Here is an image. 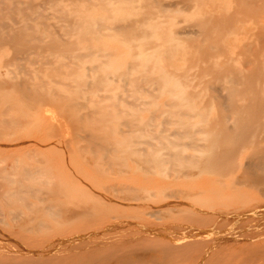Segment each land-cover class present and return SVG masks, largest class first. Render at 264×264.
I'll return each mask as SVG.
<instances>
[{
    "label": "bare ground",
    "instance_id": "6f19581e",
    "mask_svg": "<svg viewBox=\"0 0 264 264\" xmlns=\"http://www.w3.org/2000/svg\"><path fill=\"white\" fill-rule=\"evenodd\" d=\"M71 1L73 16L59 9L56 0L49 1L50 7L56 13L64 15L59 19L61 25L56 26L60 33L55 35L46 24L45 17L24 16L23 9L19 7L21 0H10L6 5V12L0 10V47L8 45L14 55L26 56L37 49L38 55L46 54L53 62L68 59L70 64L55 69L58 72L66 71L65 74L71 80L68 87L73 90L67 96L56 94L55 91L50 93L46 90L51 85L49 82L14 81L6 79L1 72L0 88L8 85L19 89L28 98L41 102L43 100V103L46 99H54L62 103L61 107H65V112L62 109V113H66L65 117H70L75 127L71 125L78 132V140H86V146L96 152L102 150L108 153L112 150L109 146H117V143L107 145L106 141L109 139H104V134L107 138L115 133L124 136L123 138L127 136L139 139L149 136L152 139L151 132L154 133V129L159 128L157 126L162 127L164 124L165 128L156 130V135L160 134L158 136L162 138L161 134L171 129L169 124H177L178 127L172 129L175 132V141L169 140L167 137L170 136L167 135V143H158L161 144V149L147 143L151 149L146 152L147 156L143 153L147 158L144 161L146 165L162 166L166 177H169L168 170H171L176 178H188L197 169L219 174L220 177L237 169L240 172L237 180L241 185L246 183V186L249 184L264 188V0H183L185 8L183 6L177 9L161 4L158 0ZM26 8L35 11L32 4ZM3 18L9 19L12 24L3 22ZM179 19L185 24L182 29L177 27V23L181 22ZM76 23H81L86 28L87 41L99 38L121 39L126 41L127 51L120 54L121 58H117L116 53L109 49H80V42L74 38ZM224 35L231 37L232 41L239 42L245 36L252 40L242 46L244 52L253 56V60L244 63L245 67L249 65L246 69L232 67L229 57L221 61L222 52L227 46L223 43ZM86 61H94L95 64L85 72L83 64ZM117 62L120 65L116 68L107 66ZM2 63L5 64L6 61L3 60ZM13 65L8 63L7 66ZM102 67L108 70L101 72ZM113 80L121 84L127 92L125 95L122 94L124 91H117L111 86ZM212 102L217 103V109L220 110L219 116L216 113L220 123L215 127L205 123L211 117L214 119L212 113L215 104ZM121 106L128 107L129 110L119 109ZM86 107L89 109L86 110ZM110 107L117 109L115 114ZM144 110L148 111V115L143 123H139L138 116ZM117 116L123 118L122 124L126 125L127 130H115L107 125L108 120ZM12 123L13 120H0V125L4 128L7 126V129ZM18 123L14 122L17 126L21 125ZM198 123L205 124L198 126ZM23 124L25 123L22 126ZM211 128L214 131L203 134V140L196 137L200 130ZM101 139L105 143H101ZM105 144L107 146H103ZM142 144L145 146L144 142ZM122 145V154L139 153V150L132 148L137 145L133 140ZM245 146H249L250 151L243 154L238 163H234L233 158L237 156L238 149ZM187 151L190 153L186 154ZM103 156L105 159L106 155ZM170 161L177 164L178 169L174 165L176 170L170 167ZM34 174L36 173L29 170L18 169L16 175L10 178L7 169L0 170V188H6L0 197V209L7 220L5 224L21 225L26 231L42 226L41 217L66 220L91 216L92 207L89 205L76 209L62 207L59 195L53 192L54 189L43 193L40 188L25 183ZM214 184L212 190L216 191L215 195L225 188L222 181ZM111 193L120 195L114 198L116 200H124L128 196L126 193H129L132 201H141L152 197L154 191L149 190L139 196L134 188L121 187L112 188ZM177 193V196H167L173 199L171 203L164 204L161 209L148 212L147 215L157 217L179 211L194 213L188 209L185 203L187 199L199 198L201 194L209 197L214 195L211 192ZM208 196L205 198H209ZM29 199L34 202L29 204ZM1 214L0 220L3 218ZM155 233L159 232L155 230ZM148 234L144 233L145 236ZM150 252L129 243L123 249H109L89 260H81L78 264H140L147 261V258L150 259ZM36 262L29 261V264H38ZM0 264L25 262L12 261L1 252Z\"/></svg>",
    "mask_w": 264,
    "mask_h": 264
},
{
    "label": "rangeland",
    "instance_id": "374dc122",
    "mask_svg": "<svg viewBox=\"0 0 264 264\" xmlns=\"http://www.w3.org/2000/svg\"><path fill=\"white\" fill-rule=\"evenodd\" d=\"M49 1L21 0L19 7L23 9L24 16L31 15L32 18H35L37 15H42L45 17L49 29L55 35H59L60 31L56 26L61 25L59 19L64 15L56 13L50 7ZM158 1L164 5H171L173 9L183 6L185 8L183 0ZM9 2L10 0H0V10L3 13L6 12V5ZM56 2L59 4V9L65 10L69 16L74 15L71 0H56ZM29 4L35 7L34 12L26 8ZM2 21L12 24L7 18H3ZM178 21H181L177 23L179 29L185 27L182 20ZM75 28L74 38L80 42V49L84 50L89 47L109 49L116 53L115 57L117 58L121 53L127 51L126 41L115 38L88 39L87 41L84 25L76 23ZM226 36H223V43L227 46L222 52L223 56L220 55L222 60L221 57L219 59L223 61L229 57L232 67L246 69L249 65L245 67L244 63L253 60V56L244 52L242 46L243 43L252 40L245 36L238 42L232 41L231 37ZM228 42L231 44H227ZM36 51H31L32 53L27 56L14 55L10 46L0 47L1 74L6 76V79L10 78L14 81L29 83L46 81L51 83L50 87L46 88L48 92L67 96L73 90L68 87L71 84L70 77L65 74V70L58 72L55 68L70 64V61L61 59L53 62L46 54L38 55V51ZM245 53L248 55L246 56ZM3 60L6 61V65L2 63ZM8 63L14 65L7 66ZM94 64V61H86L83 64L84 71L86 72ZM119 65L118 62L107 64L112 68ZM106 70L108 69L101 68V72H106ZM2 79L3 77H1ZM111 86L117 91L125 92L121 84L114 80ZM20 92L19 89L8 87V85L6 88H0V120L3 122L13 120L8 129L7 126L4 128L0 125V133H2L0 134V170L7 169L11 175L10 178L16 175L18 169L35 172L36 174L30 181H25V183L40 188L43 193L54 189L53 192L59 195L62 207L76 209L82 205H89L90 208L92 207V212L89 218L64 220L62 218L52 219L48 216L41 217L40 221L43 222V225L38 228H30L26 232L21 225L5 224L7 220L0 209V214L2 213L1 216L4 218V220L1 218L4 223L0 220V253L2 252L4 256L12 261L25 262V264H29V261H37L38 264H78L81 260H89L109 249H123L129 243H133V246L152 253L150 259L147 258V261H142L140 264H264L263 187L249 184L246 186V183L241 185L237 180L240 175L237 169L232 173L231 171L225 173L222 177L207 170L202 172L197 169L188 178H176L173 177L171 170H168L169 177H166L162 166L152 165L151 167L150 164L144 163L147 159L146 152L151 149L147 143L155 146L154 148L161 149L162 146L158 143H167L165 138L167 135L170 136L167 137L169 140L175 139V132L172 129L177 128V124V126L173 123L169 124L172 126L171 129L169 125H166L169 130L161 134L162 138H159L160 134L156 135V130L165 128L164 124L161 125L162 127L157 126L159 128H155L154 133L151 132L152 139L149 136H142L139 139L127 136L123 138L124 136L121 137L115 133L107 138L104 134V139H109L105 140L107 145L117 143V146H109L108 148L111 147L112 150L110 149L108 153L102 150L96 152L86 146L88 144L86 140L81 138L78 140V132L70 117L67 115L65 117L66 113H62V109L65 112V107L63 108V105L61 107L62 103H58L54 99H46L43 103V100L41 102V100L28 98ZM213 105L214 119L211 117L208 119L210 123L208 121L205 123L215 127L220 123L216 117V113L219 116L220 110L217 109V103H213ZM86 108V110L89 109V107ZM119 109L129 110L125 106H121ZM110 110L115 114L117 109L110 107ZM147 115L148 111H142L138 116L139 123H143ZM122 119L120 116L111 118L107 125L114 127L115 130H127L126 125L122 124ZM14 122L15 124L19 122L21 125L17 126ZM23 122L25 124L22 126ZM205 123L197 125L201 126L202 124L203 126ZM153 124L157 125V123ZM72 127L73 129H71ZM12 128L14 129L12 130ZM6 130L7 133H5ZM213 131L212 128L202 129L200 133L196 134V137L203 140V134ZM104 139H101V143H105ZM132 140L137 144L134 145L135 148L133 146L132 148L136 151L139 150V153L135 155L122 154L120 152L122 144L125 145L127 141ZM153 140L156 142L154 143ZM98 141L100 144V140ZM143 142L147 148L143 146ZM106 144L103 146H107ZM116 148H119V151H116ZM113 150L116 152H112ZM248 151H250L249 146L238 149L237 156L235 155V159L233 158L234 163H238L243 154ZM92 152L96 153L95 157ZM189 153L190 151H187L186 154ZM103 154L106 155L105 159ZM168 163L170 167L174 168V165L178 169L177 164L171 161ZM216 181H222L225 188L220 194L216 193L215 195L216 191L212 189ZM37 182L39 183L37 184ZM121 187H132L139 196L149 190H153L154 194L141 201H132L131 195L126 193L128 194L127 198L123 196L124 200H116L114 198L120 197V195H113L111 189ZM5 191V187L0 188V197ZM186 191L191 193L207 192V194L211 192L214 195L209 197L201 194L202 196L199 198L187 199L185 203L188 205V209L194 213L179 211L164 213L157 217L147 215L148 212L159 210L164 204L171 203L173 199L167 196H177V192L183 194ZM205 196L209 198H205ZM32 201L33 199H29L28 203L30 204ZM234 215L236 216L234 217ZM150 229H155L159 233ZM144 233L149 234L145 236Z\"/></svg>",
    "mask_w": 264,
    "mask_h": 264
}]
</instances>
